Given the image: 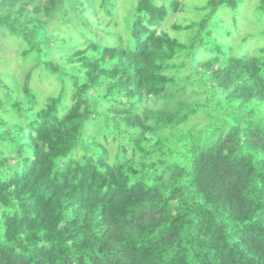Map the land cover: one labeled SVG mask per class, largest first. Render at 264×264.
Instances as JSON below:
<instances>
[{
  "label": "trees",
  "instance_id": "obj_1",
  "mask_svg": "<svg viewBox=\"0 0 264 264\" xmlns=\"http://www.w3.org/2000/svg\"><path fill=\"white\" fill-rule=\"evenodd\" d=\"M95 1L94 18L89 0H0L33 62L17 88L0 79V264H264V48L239 57L208 33L210 58L187 64L162 29L182 1L137 0L126 45L57 51L55 18L110 28L114 2ZM37 70L59 87L43 101ZM186 85L196 96L174 109L144 105Z\"/></svg>",
  "mask_w": 264,
  "mask_h": 264
},
{
  "label": "rangeland",
  "instance_id": "obj_2",
  "mask_svg": "<svg viewBox=\"0 0 264 264\" xmlns=\"http://www.w3.org/2000/svg\"><path fill=\"white\" fill-rule=\"evenodd\" d=\"M92 1L94 9L87 10V16L95 18V11L100 10L101 3L95 0ZM115 4L113 17L105 23L110 25L108 29L103 23L99 25V29L90 23L87 30H83L81 22L73 19V25L70 28L66 23L58 18L53 19L51 28L54 32L57 31L60 35L66 38L67 44L62 48H56L57 51H68L71 48L78 46L77 42L80 36L88 40H92L94 34L99 38H103L104 44L113 45L115 42H120V45L127 44V19L133 15L137 0H112ZM163 3L171 0H161ZM183 3V10L179 14L169 13L166 23L162 29L166 30L173 39L178 40L186 47V53L180 59L187 64L196 58L199 62H203L210 58L211 50L207 46H201L200 38L207 39V34L211 33L220 43L233 48L232 53L236 56H252L255 51L264 48V0H238V8L236 10L219 6L213 7L214 0H181ZM86 5L87 3L83 1ZM69 9L72 6L69 4ZM72 11V10H71ZM102 18V17H101ZM96 20V19H92ZM103 22V19H99ZM207 21L205 27L201 24ZM87 22V19H86ZM180 25L182 27L189 26V29H173L172 26ZM102 28V29H100ZM107 28V29H106ZM122 35V39L113 36V30ZM52 31V32H53ZM126 33V34H124ZM95 36V35H94ZM95 39V38H94ZM196 45L198 48L190 52L192 47ZM23 49L21 40H14V38L5 35L4 31L0 29V79L4 83L12 85L17 88L21 83L25 73L33 65L32 58L25 61L20 60V51ZM190 53V54H189ZM189 54V55H188ZM184 72L185 71H181ZM56 81L49 73L45 71H35L33 78V86L37 91L41 101L44 100L47 94L56 93L59 89ZM179 87L187 84L183 79L179 80ZM198 88L196 86L186 85V90L181 93L176 99H147L145 106L152 109L169 108L174 109L178 101H190L196 96ZM4 91L0 86V98L4 96ZM205 120L202 114H198L195 122ZM96 130L95 127L92 128ZM110 151L114 153V146L111 145Z\"/></svg>",
  "mask_w": 264,
  "mask_h": 264
}]
</instances>
